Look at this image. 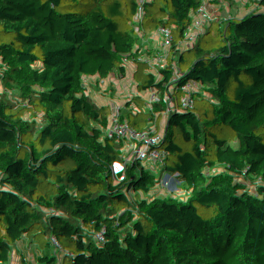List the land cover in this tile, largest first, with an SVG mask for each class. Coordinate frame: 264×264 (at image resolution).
Returning a JSON list of instances; mask_svg holds the SVG:
<instances>
[{"label": "trees", "instance_id": "obj_1", "mask_svg": "<svg viewBox=\"0 0 264 264\" xmlns=\"http://www.w3.org/2000/svg\"><path fill=\"white\" fill-rule=\"evenodd\" d=\"M201 1L170 0L171 15L127 0H30L26 16L0 10V264H64L71 239L49 231L43 209L84 208V192L96 197L98 223L122 229L131 217L161 216L153 241L130 244L124 264H264V167L257 176L242 169L264 159V106L251 93L264 82V60L250 57L264 50V27L238 45L232 16L220 25L213 14L216 3L264 10V0ZM232 48L244 58L229 67L189 52ZM42 76L51 91L38 87ZM193 108L219 126L220 142L172 153L141 178L164 129L189 132ZM102 126L105 166L132 165L119 211L95 185ZM21 136L39 144L19 145ZM125 243L123 233L110 242L94 228L80 246L103 262L118 260Z\"/></svg>", "mask_w": 264, "mask_h": 264}, {"label": "built area", "instance_id": "obj_2", "mask_svg": "<svg viewBox=\"0 0 264 264\" xmlns=\"http://www.w3.org/2000/svg\"><path fill=\"white\" fill-rule=\"evenodd\" d=\"M26 1L30 0H0V10L10 11L16 9L18 15H28L30 12L24 9L22 4ZM201 5L203 7H207L206 1H201ZM157 11L160 14H172L175 10L170 4V0H161L157 6ZM224 13H228L232 16L233 22L235 23V42L238 45H243L251 40L259 39V31L264 27V10H254L253 8H243L240 4L235 2H220L216 3L213 8V14L218 22V24L222 25L225 21ZM70 17V16H68ZM83 23H85L83 21ZM128 40L133 43L135 41H142V38H136L134 36H127ZM189 52L200 55L204 57L212 58L217 64L222 67H229L230 65L236 63L237 61L244 58L241 51L237 49H229L226 51H217L213 54L208 52H198L190 50ZM251 58L257 57L264 60V50H262L258 54H252ZM251 93L255 96V98L264 106V82H256L251 89ZM107 129L105 126L99 127L98 134L99 140L94 149V156L102 153L103 150V141L102 136L106 133ZM171 144L168 142L166 135L164 133L161 134L159 139L153 144L151 150V157L148 160L145 166V173L141 176V178H148L151 175H154L157 168L162 165L164 159L168 157L170 154L174 153V149L170 146ZM95 162V161H94ZM256 165L260 167L259 159L255 161ZM96 164V162H95ZM97 165V164H96ZM115 167L119 171V183L114 188L113 194L121 200L116 199V210H120L119 202L125 198L126 191L128 189L129 181L132 176V165L129 159L119 158L115 162ZM87 193L84 192V195ZM113 194L107 196L110 200H113ZM136 207V211L139 210L137 204H134ZM109 225L106 230V237L108 241H112L113 236L123 233L126 237L125 246H128L135 242H152L154 239V227L158 226L161 222V216L155 213H148L142 216L140 219H135V217H131L128 222L123 224L122 229H120L119 224L113 220L108 221ZM135 222H139L141 228L138 232L133 230V225ZM81 239L72 238L71 246L69 248L68 259L64 264H119L115 261L114 258H110L103 262H98L93 260L86 251L81 250L80 246Z\"/></svg>", "mask_w": 264, "mask_h": 264}, {"label": "crops", "instance_id": "obj_3", "mask_svg": "<svg viewBox=\"0 0 264 264\" xmlns=\"http://www.w3.org/2000/svg\"><path fill=\"white\" fill-rule=\"evenodd\" d=\"M218 131H219V127L216 130L217 132L216 135H218ZM217 141L220 142L218 139ZM172 143L174 144V148H175L174 153L175 152L179 153L180 138L178 137L175 138L174 142ZM165 159H167V157ZM93 161L96 162L97 164L96 168L99 171L95 178V185L97 188V192L103 195L107 194L108 196L111 194L112 196L114 188H116V186L119 183V171L116 169L115 163L109 166L108 165L105 166L102 153L98 154L96 158H93ZM257 168H260V167L257 166ZM84 198H85L84 208L81 206H78V204L75 203L66 210H59L57 208H44L43 209V217L46 220V227L49 229V231L52 232V234H54L55 236L59 238H67V237L69 239L79 238L83 242L85 241V235L88 233H91L92 229L94 228H99L104 232V234H106V230L108 228L107 227L108 222L98 223L96 220V214L93 211L94 204L96 203L95 195L91 193H87L86 195H84ZM116 199L118 201L121 200L120 198L116 197L115 194H113V200H110L107 197L105 203L113 206L116 209V204H115ZM89 204H90V208H92V211L95 217L94 218L95 223L90 229L86 230L84 228L87 224L86 222L87 220H82L81 214L87 209V205ZM89 240L90 241L95 240L94 236H91ZM124 247H122V250L120 252V257H118V260H116L115 256H111L110 258H114L117 263L122 264L121 256H123Z\"/></svg>", "mask_w": 264, "mask_h": 264}, {"label": "rangeland", "instance_id": "obj_4", "mask_svg": "<svg viewBox=\"0 0 264 264\" xmlns=\"http://www.w3.org/2000/svg\"><path fill=\"white\" fill-rule=\"evenodd\" d=\"M127 1L131 5H135L138 7L151 6V7L156 8L157 4L161 0H127ZM80 77H82L85 80L90 92L92 93V95H94L95 93L94 91L96 89L94 85V80L90 76H87L86 73H84L82 70H81ZM51 81L52 80H50L49 77L42 76L38 84V87L40 88L41 86L46 85L48 86L47 90L51 91L54 87L53 84L52 86L50 85ZM193 92L194 93H192L191 96H195L196 92L195 91ZM191 112L193 113L194 118H193L192 125H191L189 132L176 134V133L171 132L170 130H165V129L162 132L166 135V138L168 142L171 144L170 146L172 148H174V144L172 142H174L175 138L177 137L180 138L179 152L181 153L185 151H190V150L199 151V150H202L204 147H207L211 144L219 143L217 141L218 138H216L218 136L216 135L217 134L216 130L218 129L219 126L215 124L214 122L209 123L208 119L198 114L195 108L191 109ZM3 114H4L6 121H9L12 118L10 109L7 103H4ZM3 129H5V124L3 126ZM17 143L19 145L39 144L36 139H30L29 136H21V138L17 140ZM260 147H261V144L257 148H260ZM256 160H257L256 158L252 160H248L246 162V165L242 166L243 172L249 175L257 176V172L260 168H257V165L255 163ZM259 163L261 167H264V159L259 160ZM81 215H82V220H87L86 221L87 224L84 229L86 230L90 229L95 223V219H94L95 217H94L92 208H90V204L87 205V209ZM108 225H109V222H108ZM126 253H127V248L125 246L123 256H121L122 264L125 261Z\"/></svg>", "mask_w": 264, "mask_h": 264}]
</instances>
